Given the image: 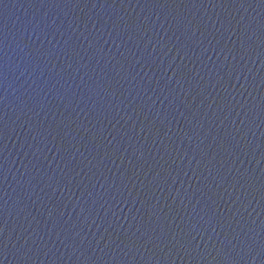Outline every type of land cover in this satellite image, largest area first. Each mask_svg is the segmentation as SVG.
Here are the masks:
<instances>
[{
	"label": "water",
	"instance_id": "1",
	"mask_svg": "<svg viewBox=\"0 0 264 264\" xmlns=\"http://www.w3.org/2000/svg\"><path fill=\"white\" fill-rule=\"evenodd\" d=\"M0 264H264V0H0Z\"/></svg>",
	"mask_w": 264,
	"mask_h": 264
}]
</instances>
